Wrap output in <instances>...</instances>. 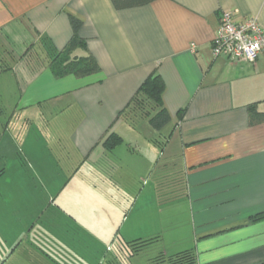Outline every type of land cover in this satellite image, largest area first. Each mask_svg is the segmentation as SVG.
I'll use <instances>...</instances> for the list:
<instances>
[{
	"label": "crops",
	"instance_id": "0c3cea01",
	"mask_svg": "<svg viewBox=\"0 0 264 264\" xmlns=\"http://www.w3.org/2000/svg\"><path fill=\"white\" fill-rule=\"evenodd\" d=\"M223 11L264 26V0H153L120 9L112 0H0V77L13 79L20 109L71 111L66 140L104 170L113 150L103 140H126L132 128L117 115L156 72L170 123L159 132L147 119L133 125L145 121L147 135L166 137V169L180 179L167 183V196L158 192L164 184L146 195L140 189L136 205L152 211L143 239L160 238L149 246H158L156 256L192 249L196 264H264V125L247 118L250 104L264 112V57L251 66L212 56ZM69 15L82 21L79 35L100 74L56 79L48 69L42 40L62 50L72 36Z\"/></svg>",
	"mask_w": 264,
	"mask_h": 264
},
{
	"label": "rangeland",
	"instance_id": "374dc122",
	"mask_svg": "<svg viewBox=\"0 0 264 264\" xmlns=\"http://www.w3.org/2000/svg\"><path fill=\"white\" fill-rule=\"evenodd\" d=\"M14 85L0 77V264H151L158 246L129 258L120 243L144 238L152 211L136 205L140 189L164 184L167 196L180 179L153 144L158 136L145 121L130 125L107 155L111 169L95 168L66 140L71 111L20 109Z\"/></svg>",
	"mask_w": 264,
	"mask_h": 264
},
{
	"label": "trees",
	"instance_id": "16d2710c",
	"mask_svg": "<svg viewBox=\"0 0 264 264\" xmlns=\"http://www.w3.org/2000/svg\"><path fill=\"white\" fill-rule=\"evenodd\" d=\"M153 0H112L116 9L131 8L148 4ZM69 21L72 28V36L65 47L56 51L48 40H42V45L46 52L47 67L52 76L61 79L67 76H73L76 79H82L93 75L100 74L101 70L94 57L87 50L85 41L80 37L79 31L82 27V21L69 15ZM164 93V83L161 77L156 73L148 76L140 85L134 96L127 105L117 115V119L123 120L133 125L140 119H147L150 126L156 132L170 123V115L162 103ZM256 104L248 106V125H264V112L255 108ZM181 115V111L178 116ZM121 138L116 134H109L102 142V146L107 151H112L121 143ZM154 144L161 150L166 143V137L159 140L154 139ZM158 240L137 239L131 242H121V250H124L127 257L132 258L144 248H147ZM196 264L195 253L192 249L184 250L173 255L165 257L159 253L151 260V264Z\"/></svg>",
	"mask_w": 264,
	"mask_h": 264
},
{
	"label": "built area",
	"instance_id": "2783aa9c",
	"mask_svg": "<svg viewBox=\"0 0 264 264\" xmlns=\"http://www.w3.org/2000/svg\"><path fill=\"white\" fill-rule=\"evenodd\" d=\"M211 51L214 58H224L235 65L253 66L264 57V26L253 16L236 21L234 13L223 11L211 42Z\"/></svg>",
	"mask_w": 264,
	"mask_h": 264
}]
</instances>
